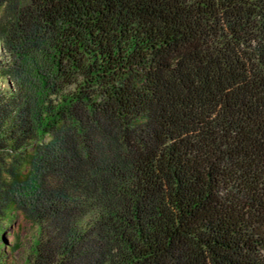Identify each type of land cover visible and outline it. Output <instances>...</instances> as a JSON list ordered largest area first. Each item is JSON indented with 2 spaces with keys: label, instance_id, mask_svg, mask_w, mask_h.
<instances>
[{
  "label": "trees",
  "instance_id": "1",
  "mask_svg": "<svg viewBox=\"0 0 264 264\" xmlns=\"http://www.w3.org/2000/svg\"><path fill=\"white\" fill-rule=\"evenodd\" d=\"M19 211L22 264H264V0H0V264Z\"/></svg>",
  "mask_w": 264,
  "mask_h": 264
},
{
  "label": "rangeland",
  "instance_id": "2",
  "mask_svg": "<svg viewBox=\"0 0 264 264\" xmlns=\"http://www.w3.org/2000/svg\"><path fill=\"white\" fill-rule=\"evenodd\" d=\"M31 230L29 228V222L25 218L22 211H19L14 223L9 227L7 231V239L8 242L11 243L15 239L19 240V247L17 249L12 248L11 244L5 246V250L7 251L8 260L7 264H22L23 258L26 252V247L30 240Z\"/></svg>",
  "mask_w": 264,
  "mask_h": 264
}]
</instances>
